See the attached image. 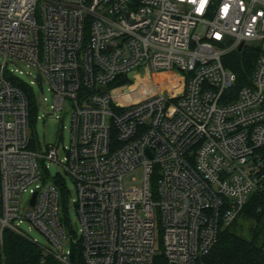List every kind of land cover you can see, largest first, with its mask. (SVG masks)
<instances>
[{"label":"built area","instance_id":"obj_1","mask_svg":"<svg viewBox=\"0 0 264 264\" xmlns=\"http://www.w3.org/2000/svg\"><path fill=\"white\" fill-rule=\"evenodd\" d=\"M243 49L257 56L239 83L225 63ZM34 83L69 113L67 143L34 139ZM262 188L264 0H0V244L9 229L63 264L70 241L85 264H198Z\"/></svg>","mask_w":264,"mask_h":264},{"label":"trees","instance_id":"obj_2","mask_svg":"<svg viewBox=\"0 0 264 264\" xmlns=\"http://www.w3.org/2000/svg\"><path fill=\"white\" fill-rule=\"evenodd\" d=\"M256 56L254 49L235 51L225 64L237 73L239 83H243L251 73ZM30 103L33 106V96H30ZM239 216L254 221L251 237L244 238L226 227L220 232L216 245L198 264H264V188L251 193ZM0 264L63 263L32 240L6 229L0 244ZM74 264H85L78 244Z\"/></svg>","mask_w":264,"mask_h":264},{"label":"rangeland","instance_id":"obj_3","mask_svg":"<svg viewBox=\"0 0 264 264\" xmlns=\"http://www.w3.org/2000/svg\"><path fill=\"white\" fill-rule=\"evenodd\" d=\"M204 26L199 25L196 29H194L195 34H203ZM12 68H18L23 70V74H19L16 72V75L25 83L29 84L30 80L34 78L33 75H28L25 73V71L31 70L30 67H27L25 63H19V64H12L10 65ZM168 80H170L169 85V91L172 95H176L180 92V88L182 85V81L175 76L174 73H170L167 76ZM133 80L130 78L128 81V84L132 83ZM156 82V79L154 80ZM31 87L34 90V93L40 98L41 100L43 97L47 98V101L45 105L42 103V107L38 109L39 114H44L39 119L35 120L32 124V131L33 136L35 140H39L41 146L44 148L45 146L53 145L54 143L62 144L67 143L69 140V132L66 129L62 128V125L68 126L69 124V113H64V111H58L56 114L52 112L50 109L51 104V93L49 90H47V85L45 83L43 84H37L34 83L31 85ZM130 91V90H129ZM128 91V92H129ZM115 92H118L116 90ZM61 132V133H60ZM49 165V178L54 177L58 172V166L54 162H48ZM143 171L142 169H137L133 171L126 179L125 184L127 186L131 185H141L143 183ZM65 187L67 192V199L68 202L65 203L66 209L64 211L65 216L69 219L71 229H72V236L75 241L79 238V220L78 215L76 213L75 206L73 204L72 199L76 197V191L73 181L70 178H66L65 181ZM29 194L27 192L22 193L21 195V201H22V207H26V203L29 199ZM254 221L248 218H244L242 216H238L235 223L229 226V229L236 233L237 235H240L244 238H250L251 237V228L254 226ZM21 228L31 237L35 238L41 245L47 246V240L46 238L34 227H32L29 223L24 222L21 224ZM257 243H259V239L257 240Z\"/></svg>","mask_w":264,"mask_h":264},{"label":"water","instance_id":"obj_4","mask_svg":"<svg viewBox=\"0 0 264 264\" xmlns=\"http://www.w3.org/2000/svg\"><path fill=\"white\" fill-rule=\"evenodd\" d=\"M242 45H239L238 50H240ZM40 79V77H38ZM76 257V247L73 241H70V254H69V260L71 263L75 262Z\"/></svg>","mask_w":264,"mask_h":264}]
</instances>
